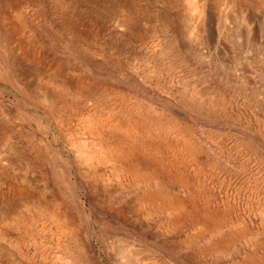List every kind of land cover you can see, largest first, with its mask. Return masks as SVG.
I'll list each match as a JSON object with an SVG mask.
<instances>
[{"label":"rangeland","instance_id":"1","mask_svg":"<svg viewBox=\"0 0 264 264\" xmlns=\"http://www.w3.org/2000/svg\"><path fill=\"white\" fill-rule=\"evenodd\" d=\"M0 200V264H264V0H0Z\"/></svg>","mask_w":264,"mask_h":264},{"label":"bare ground","instance_id":"2","mask_svg":"<svg viewBox=\"0 0 264 264\" xmlns=\"http://www.w3.org/2000/svg\"><path fill=\"white\" fill-rule=\"evenodd\" d=\"M89 1H90V0H89ZM134 1H135V0H134ZM198 1H200V0H198ZM203 1H204V0H203ZM119 2H121V1H119ZM132 2H133V0H132ZM129 3H130V2H129ZM101 4H102V3H101ZM115 4H116V3H115ZM124 4H125V5H128V6H124ZM93 5H94V4H93ZM202 5H203V4H202ZM202 5H201V6H202ZM98 6H99V5H98ZM116 6H117V5H116ZM128 7H129V4L124 3V2H121L120 7H119V8H121V9H124V8H125L126 11H127V13L124 12V13H125V18L123 17L124 19H123V21H122V23H121V25L124 26V27H126V26L129 25V21H132V20L134 19V15H135V11L132 9L133 7H132V8H128ZM97 8H98V7H97ZM119 8H118V9H119ZM94 9H95V8H94ZM121 9H120V10H121ZM124 13H123V14H124ZM26 32H27V31H26ZM15 43H16V42H15ZM12 45H13V44H12ZM17 45H20V44H17ZM10 46H11V45H10ZM12 47H13V46H12ZM15 47H16V46H15ZM22 47H23V46H22ZM16 48H18V46H17ZM19 48H21V47H19ZM13 50H14V49H13ZM22 50H23V49H22ZM26 50H27V49H26ZM11 51H12V50H11ZM18 51H19V50H18ZM18 51H17V52H18ZM8 53H9V52H8ZM10 53H11V52H10ZM15 54L17 55L18 53L15 52ZM20 54H21V53H20ZM18 55H19V54H18ZM22 55H23V54H22ZM24 55H25V54H24ZM28 55H29V54H28ZM25 56H26V55H25ZM16 57H18V56H16ZM22 57H23V56H22ZM27 57H28V56H27ZM13 58H15V57H13ZM24 58H25V57H24ZM30 59H31V58H30ZM11 60H12V59H11ZM22 61H23V60H22ZM24 61H25V60H24ZM28 63H29V62H28ZM20 65H22V64H20ZM20 65H19V66H20ZM29 65H30V64H29ZM29 65H28V66H29ZM44 65H46V64H44ZM34 66H35V65H34ZM16 67H17V65H16ZM22 67H23V66H21V69H23ZM36 67H37V66H36ZM36 67H35V68H36ZM31 68H32V67H29V69H31ZM15 69H17V68H15ZM29 69H28V70H29ZM33 69H34V68H33ZM26 70H27V68H26ZM26 70H25V71H26ZM28 70H27V71H28ZM54 70H55V69H54ZM35 71H36V70H35ZM59 71H60V70H59ZM23 72H24V69H23ZM23 72H22V74H23ZM25 73H26V72H24V75H25ZM19 74H21L20 71H19ZM22 74H21V75H22ZM36 74H38V73H36ZM36 74H35V75H36ZM26 75H27V74H26ZM57 75H58V74H57ZM34 77H36V76H34ZM20 78H21V77H20ZM22 78H23V77H22ZM42 78H43V77H42ZM84 78H85V77H84ZM60 79H61V78H60ZM18 80H19V79H18ZM47 81H49V80H47ZM86 81H88V80H86ZM25 83H26V82H25ZM53 84H54V83H53ZM56 84H57V83H56ZM59 84H60V83H59ZM34 85H35V84H34ZM54 85H55V84H54ZM61 86H62V85H61ZM90 86H91V85H90ZM40 87H41V86H40ZM99 87H100V86H99ZM99 87H98V90H99ZM30 88H31V86H30ZM92 88H93V87H92ZM113 88H114V87H113ZM28 89H29V88H28ZM93 89H94V88H93ZM67 90H68V89H67ZM80 90H81V89H80ZM96 90H97V89H96ZM110 90H111V89H110ZM59 91H60V90H59ZM91 91H92V89H91ZM101 91H102V90H101ZM42 92H43V91H42ZM44 92H45V89H44ZM65 92H66V91H65ZM103 92H105V91H103ZM123 92H124V91H123ZM69 93H70V92H69ZM72 93H74V92H72ZM86 93H87V92H86ZM93 93H94V92H93ZM96 93H97V92H96ZM106 93H107V92H106ZM106 93H105V95H106ZM203 93H204V92H203ZM42 94H43V93H42ZM46 94H47V93H46ZM46 94H45V95H46ZM48 94H49V93H48ZM52 94H53V93H52ZM70 94H71V93H70ZM75 94H76V93H75ZM77 94H78V93H77ZM102 94H103V93H102ZM107 94H108V93H107ZM120 94H121V93H120ZM99 95H101V94H99ZM105 95H104V96H105ZM122 95H125V94H122ZM204 95H205V94H204ZM47 96H48V95H47ZM53 96H54V95H53ZM59 96H60V95H59ZM68 96H69V95H68ZM107 96H108V95H107ZM125 96H126V95H125ZM205 96H206V95H205ZM213 96H214V95H213ZM71 97H72V96H71ZM74 97H75V95H74ZM84 97H85V96H84ZM99 97H100V96H99ZM128 97H129V96H128ZM43 98H44V95H43ZM57 98H58V97H57ZM76 98H77V97H76ZM79 98H80V97H79ZM113 98H114V97H113ZM116 98H119V97H116ZM123 98H126V97H123ZM210 98H211V97H210ZM53 99H54V98H53ZM70 99H71V98H70ZM83 99H84V98H83ZM204 99L207 100V98H203V100H204ZM54 100H56V99H54ZM77 100H78V99H77ZM91 100H92V99H91ZM119 100H120V99H119ZM124 100H125V99H124ZM136 100H137V99H136ZM48 101H49V100H48ZM50 101H51V99H50ZM70 101H71V100H70ZM74 101H75V99H74ZM99 101H100V100H99ZM112 101H113V100H112ZM112 101H111V102H112ZM127 101H128V100H127ZM55 102H56V101H55ZM109 102H110V100H109ZM115 102H116V101H115ZM118 102H119V101H118ZM121 102H122V101H121ZM135 102H136V101H135ZM142 102H143V101H142ZM95 103H96V102H95ZM112 103H113V102H112ZM124 103H125V102H124ZM124 103H123V104H124ZM133 103H134V102H133ZM145 103H146V102H145ZM213 103H214V102H213ZM114 104H115V103H114ZM73 105H74V104H73ZM103 105H104V104H103ZM112 105H113V104H112ZM120 105H121V104H120ZM132 105H133V104H132ZM136 105H137V104H136ZM141 105H142V104H141ZM51 106H52V105H51ZM53 106H54V105H53ZM58 106H59V105H58ZM81 106H82V105H81ZM94 106H95V105H94ZM94 106H93V107H94ZM107 106H108V105H107ZM114 106H115V105H114ZM125 106L127 107V105H125ZM74 107H75V106H74ZM79 107H80V106H79ZM91 107H92V106H91ZM97 107H98V106H97ZM109 107H110V105H109ZM52 108H53V107H52ZM95 108H96V107H95ZM142 108H143V107H142ZM71 109H72V108H71ZM71 109H70V110H71ZM110 109H111V108H110ZM113 109H114V108H113ZM115 109H117V108H115ZM121 109H122V108H121ZM134 109H135V108H134ZM147 109H149V107H148ZM150 109H151V108H150ZM56 110H57V109H56ZM64 110H65V109H64ZM92 110H93V109H92ZM119 110H120V109H119ZM130 110H131V108H130ZM130 110H129V111H130ZM142 110H143V109H141V111H142ZM78 111H79V110H78ZM97 111H98V110H97ZM104 111H105V110H104ZM115 111H116V110H115ZM121 111H122V110H121ZM136 111H138V110H136ZM146 111H147V110H146ZM149 111H150V110H149ZM63 112H65V111H63ZM113 112H114V111H113ZM124 112H125V111H124ZM127 112H128V111H127ZM127 112H126V113H127ZM143 112H144V111H143ZM143 112H141V113H143ZM164 112H165V111H164ZM61 113H62V112H61ZM72 113H73V112H72ZM76 113H77V112H76ZM85 113H86V111H85ZM95 113H96V112H95ZM104 113H106V112H104ZM138 113H139V112H138ZM141 113H140V114H141ZM99 114H100V113H99ZM112 114H113V113H112ZM115 114H116V113H115ZM120 114H121V113H120ZM146 114H148V113H146ZM55 115H56V114H55ZM60 115H61V114H60ZM81 115H82V114H81ZM113 115H114V114H113ZM113 115H112V116H113ZM61 116H62V115H61ZM90 116H91V115H90ZM93 116H95V115H93ZM93 116H92V118H94ZM106 116H108V115H106ZM121 116H122V115H120V117H121ZM127 116H128V115H127ZM130 116H131V115H130ZM132 116H133V115H132ZM140 116H141V115H140ZM148 116H150V114H149ZM168 116H169V115H168ZM103 117H104V116H103ZM135 117H136V116H135ZM137 117H138V115H137ZM62 118H63V117H62ZM100 118H101V117H100ZM109 118H110V117H109ZM116 118H118V117H116ZM128 118H129V117H128ZM139 118H140V117H139ZM97 119H98V117H97ZM114 119H115V118H114ZM141 119H142V118H141ZM117 120H118V119H117ZM125 120H126V119H125ZM91 121H92V120H91ZM103 121H104V120H103ZM105 121H106V118H105ZM110 121H111V120H110ZM122 121H123V120H122ZM85 122L87 123V121H85ZM98 122H99V121H98ZM146 122L148 123V120H147ZM154 122H155V121H154ZM88 123H89V122H88ZM99 123H100V122H99ZM109 123H110V122H109ZM109 123H108V124H109ZM90 124H91V123H90ZM115 124H116V123H115ZM185 124H186V123H185ZM84 125H85V124H84ZM118 125H119V124H118ZM120 125H121V124H120ZM135 125H136V124H135ZM144 125H145V124H144ZM178 125H179V124H178ZM183 125H184V124H183ZM108 126H109V125H108ZM128 126H129V124H128ZM185 126H186V125H185ZM187 126H188V125H187ZM100 127H101V124H100ZM117 127H118V126H117ZM117 127H116V129H117ZM132 127H134V126H132ZM135 127L137 128V126H135ZM142 127H145V126H142ZM84 128H85V127H84ZM93 128H94V127H93ZM96 128H97V127H96ZM112 128H114V126H113ZM112 128H111V129H112ZM124 128H125V127H124ZM178 128H181V126L178 127ZM184 128H186V127H184ZM86 129H87V128H86ZM3 130H4V129H3ZM104 130H105V129H104ZM117 130H118V129H117ZM127 130H128V127H127ZM133 130H134V129H133ZM136 130H137V129H136ZM139 130H140V128H139ZM141 130H142V129H141ZM141 130H140V131H141ZM186 130H187V129H186ZM95 131H96V130H95ZM97 131H98V130H97ZM99 131H100V130H99ZM107 131H108V130H107ZM115 131H116V130H115ZM115 131L113 130V131H110V132L114 133ZM7 132H8V131H7ZM121 132H122V131H121ZM127 132H129V131H127ZM133 132H135V131H133ZM145 132H147V131L145 130L144 133H145ZM191 132H192V131H191ZM18 133H19V132H18ZM20 133H21V132H20ZM86 133H88V132H86ZM94 133H95V132H94ZM130 133H132V132H130ZM184 133H185V132H184ZM3 134H4V133H3ZM95 134H96V133H95ZM104 134H105V133H104ZM125 134H126V133H125ZM127 134H128V133H127ZM146 134H147V133H146ZM179 134H180V133H179ZM99 135H100V133H99ZM99 135H98V136H99ZM105 135H106V134H105ZM133 135H134V134H133ZM148 135H149V134H148ZM148 135H147V136H148ZM175 135H176V134H175ZM187 135H188V133H187ZM1 136H2V135H1ZM95 136H96V135H95ZM141 136H142V135H141ZM182 136H184V135H182ZM10 137H11V136H10ZM89 137H90V136H89ZM127 137H128V136H127ZM127 137H126V138H127ZM145 137H146V136H145ZM153 137H154V136H153ZM157 137H158V135H157ZM193 137H194V136H193ZM104 138H105V137H104ZM117 138H118V136H117ZM117 138H115V139H117ZM120 138H122V137H120ZM129 138H130V137H129ZM139 138H140V137H139ZM151 138H152V136H151ZM160 138H161V137H160ZM160 138H159V139H160ZM183 138H184V137H183ZM93 139H94V138H93ZM99 139H100V138H99ZM142 139H143V137H142ZM148 139H149V137H148ZM152 139H153V138H152ZM125 140H126V139H125ZM192 140H193V139H192ZM40 141H41V140H40ZM103 141H105V140H103ZM107 141H108V140H107ZM120 141H121V140H120ZM84 142H85V141H84ZM86 143H87V142H86ZM192 143H193V142H192ZM95 144H96V142H95ZM184 144H185V143H184ZM187 144H188V143H187ZM92 146H93V145H92ZM182 146H183V145H182ZM194 146H195V145H194ZM12 147H13V146H12ZM84 147H85V146H84ZM95 147H96V146H95ZM112 147H114V146H112L111 144H107L106 147L103 146V147H101V148L99 147V148L101 149V152L104 153V152L107 151V150H110V151H111V148H112ZM117 147L119 148V146H117ZM80 148H81V147H80ZM118 148H115V149H117V152H116V153L114 152V153H115L116 157H119V158H120V157H122V156L125 155V151L120 150V149H118ZM179 148H180V147H179ZM188 149H189V148H188ZM188 149H187V150H188ZM197 149H198V148H197ZM93 150H94V149H93ZM180 150H181V149H180ZM192 150H193V149H192ZM203 150H204V149H203ZM198 151H199V150H198ZM101 152L98 153V154L101 155ZM185 152H186V151H185ZM85 153H86V152H85ZM105 153H106V152H105ZM181 153H182V152H181ZM197 153H198V152H197ZM92 154H93V153H92ZM96 154H97V153H96ZM96 154H95V155H96ZM108 154H109V153H108ZM87 155H88V154H87ZM103 157H104V156H103ZM92 159H93V158H92ZM207 159H209V158H207ZM105 160H106V159H105ZM115 160H117V159H115ZM91 161H92V160H91ZM93 161H94V160H93ZM99 161H100V160H99ZM99 161H98V162H99ZM106 161H108V160H106ZM94 162H95V161H94ZM98 162H97V163H98ZM102 162H103V161H102ZM109 162H110V161H109ZM109 162H108V163H109ZM114 162H115V161H114ZM27 163H28V162H27ZM97 163H95V164H97ZM100 163H101V162H100ZM105 163H106V162H105ZM101 164H102V163H101ZM110 164H112V163H110ZM103 165H104V164H103ZM114 165H116V164L114 163ZM117 165H118V164H117ZM116 167H117V166H116ZM121 168H122V166H121ZM119 169H120V168H119ZM119 169H118V170H119ZM112 171H113V170H112ZM119 171H122V170H119ZM115 173H116V171H115ZM123 174H124V173H123ZM128 175H129V174H128ZM106 176H107V175H106ZM123 176H124V175H123ZM119 177H120V176H119ZM126 178H127V177H126ZM130 178H131V177H130ZM152 178H153V177H152ZM131 182H132V180H131ZM153 182H154V181H153ZM158 182H159V181H158ZM21 183H23V182H21ZM135 184H136V183H135ZM138 184H141V183L139 182ZM163 184H164V183H163ZM142 185H143V184H142ZM149 186H150V185H149ZM164 186H165V185H164ZM151 187H152V184H151ZM166 187H167V186H166ZM159 188H160V187H159ZM167 190H168V189H167ZM147 191H148V190H147ZM168 192H169V191H168ZM155 193H156V192H155ZM162 194H163V193H162ZM165 194H166V192H165ZM41 197H42V196H41ZM2 198H3V197H2ZM5 200H6V199H5ZM52 200H53V199H52ZM0 201H1V200H0ZM8 202H9V201H8ZM8 202H7V204H8ZM60 202H61V201H59L58 204H60ZM49 203H50V202H49ZM51 204H53V203H51ZM144 204H145V202H144ZM54 205H55V204H54ZM141 205H142V204H141ZM150 206H151V205H150ZM23 207H24V206H23ZM23 207H22V210L24 209ZM39 207H40V206H39ZM39 207H38V208H39ZM60 207H61V206H60ZM141 207H142V206H141ZM144 207H145V206H144ZM5 208H6V207H5ZM150 208H152V207H150ZM0 209H1V208H0ZM6 209H7V208H6ZM26 209H27V208H26ZM32 209H33V208H32ZM9 210H10V209H9ZM35 210H36V208H35ZM147 210H148V209H147ZM152 210H153V209H152ZM3 211H4V210H3ZM18 211H19V210H18ZM42 211H44V210H42ZM45 211H47V210H45ZM153 211H154V210H153ZM162 211H163V210H162ZM5 212H6V211H5ZM26 212H27V211H26ZM38 212H40V211H38ZM147 212H148V211H147ZM9 213H10V211H9ZM42 213H43V212H42ZM42 213H41V214H42ZM44 213H45V212H44ZM170 213H171V212H170ZM7 214H8V213H7ZM37 214H38V213H37ZM147 214H148V213H147ZM0 215H1V214H0ZM13 215H14V214H13ZM23 215H24V214H23ZM42 215H44V214H42ZM40 216H41V215H40ZM20 217H21V216H20ZM37 217H38V216H37ZM4 218H5V217H4ZM14 218H15V217H14ZM56 218H57V217H56ZM64 218H65V217H64ZM0 219H1V218H0ZM8 219H9V216H8ZM22 219H23V217H22ZM34 219H35V218H34ZM51 219H52V218H51ZM15 220H16V219H15ZM18 220H19V219H18ZM29 220H30V219H29ZM59 220H61V219L59 218ZM65 220H66V219H65ZM13 221H14V220H13ZM13 221H12V222H13ZM16 221H17V220H16ZM16 221H15V222H16ZM20 221H21V220H20ZM43 221H44V220H43ZM48 221H49V220H48ZM53 221H54V220H53ZM61 221H62V220H61ZM219 221H220V220H219ZM3 222H4V221H3ZM22 222H23V221H22ZM39 222H41V221H39ZM57 222H59V221H57ZM67 222H68V221H67ZM71 222H72V221H71ZM235 222H236V221H235ZM5 223H6V222H5ZM29 223H30V222H29ZM61 223H62V222H60V224H61ZM232 223H234V222H232ZM241 223H242V222H241ZM10 224H11V223H10ZM15 224H16V223H15ZM23 224H24V223H23ZM30 224H32V223H30ZM42 224H43V223H42ZM45 224H46V223H45ZM47 224H48V223H47ZM52 224H54V223L52 222ZM222 224H224V223H222ZM2 225H3V224H2ZM4 225H5V224H4ZM16 225H17V224H16ZM20 225H21V224H20ZM33 225H34V224H33ZM67 225H68V224H67ZM228 225H229V224H228ZM8 226H9V225H8ZM10 226H11V225H10ZM12 226H13V225H12ZM29 226H30V225H29ZM42 226H44V225H42ZM52 226H53V225H52ZM52 226H51V227H52ZM58 226H59V225H58ZM198 226H199V225H198ZM239 226H240V225H239ZM31 227H34V226H31ZM35 227H36V226H35ZM49 227H50V226H49ZM60 227H61V226H60ZM67 227H68V226H67ZM172 227H173V226H172ZM201 227H202V226H201ZM221 227H222V226H221ZM244 227H247V226H244ZM1 228H2V227H1ZM36 228H37V227H36ZM43 228L45 229V227H43ZM43 228H42V229H43ZM72 228H73V227H72ZM196 228H197V227H196ZM235 228H236V227H235ZM6 229H7V227H6ZM11 229H12V228H11ZM14 229H15V228H14ZM37 229H38V228H37ZM46 229H47V228H46ZM46 229H45V230H46ZM50 229H51V228H50ZM66 229H67V228H66ZM201 229H202V228H201ZM217 229H218V228H217ZM226 229H227V228H226ZM247 229H248V227H247ZM1 230H2V229H1ZM7 230H8V229H7ZM21 230H22V229H21ZM222 230H223V229H222ZM229 230H230V229H229ZM249 230H250V228H249ZM254 230H255V229H254ZM15 231H16V230H15ZM25 231H26V230H25ZM25 231L23 230V232H25ZM61 231H62V230H61ZM198 231H199V230H198ZM250 231H251V230H250ZM17 232H19V231H17ZM57 232H58V231H57ZM63 232H65V231H63ZM211 232H212V231H211ZM213 232H214V231H213ZM215 232H216V231H215ZM215 232H214V233H215ZM226 232H228V231H226ZM252 232H255V231H252ZM25 233H26V232H25ZM58 233H60V232H58ZM204 233H205V232H204ZM224 233H225V232H224ZM260 233H262V232L260 231ZM0 234H1V232H0ZM32 234H33V233H32ZM37 234H38V233H37ZM210 234H211V233H210ZM222 234H223V233H222ZM222 234H221V235H222ZM250 234H251V233H250ZM20 235H21V234H20ZM26 235H27V234H26ZM41 235H42V234H41ZM41 235H40V236H41ZM198 235H199V234H198ZM198 235H197V236H198ZM200 235H201V234H200ZM208 235H209V234H208ZM2 236H4V235H2ZM16 236H17V235H16ZM22 236H23V235H22ZM31 236H32V235H31ZM40 236H39V237H40ZM57 236H58V235H57ZM203 236H205V235H203ZM245 236H246V235H245ZM249 236H250V235H249ZM255 236H256V235H255ZM255 236H254V237H255ZM257 236H258V235H257ZM257 236H256V237H257ZM28 237H29V236H28ZM37 237H38V236H37ZM37 237H36V238H37ZM205 237H207V236H205ZM211 237H212V236H211ZM219 237H220V236H219ZM246 237H247V236H246ZM52 238H53V237H52ZM64 238L66 239L67 237L64 236ZM72 238H73V237H72ZM74 238H75V237H74ZM121 238H122V237H121ZM212 238H213V237H212ZM216 238H218V237H216ZM225 238H226V237H225ZM244 238H245V237H244ZM20 239H21V238H20ZM27 239H28V238H27ZM30 239H31V238H30ZM33 239H34V238H33ZM62 239H63V238H62ZM123 239H124V238H123ZM245 239H247V238H245ZM255 239H256V238H255ZM260 239H261V237H260ZM9 240H10V239H9ZM17 240H18V239H17ZM31 240H32V239H31ZM39 240H40V239H39ZM67 240H68V239H67ZM79 240H80V238H79ZM242 240H243V239H242ZM250 240H252V239H250ZM257 240H258V239H257ZM14 241H15V240H14ZM60 241H61V240H60ZM118 241H119V240H118ZM122 241H123V240H122ZM240 241H241V240H240ZM244 241H245V240H244ZM255 241H256V240H255ZM261 241H262V240H261ZM261 241H260V242H261ZM17 242H18V241H17ZM42 242H43V241H42ZM55 242H56V241H55ZM65 242H67V241H65ZM65 242H64V244H66ZM89 242H90V241H89ZM129 242H130V241H129ZM211 242H212V241H211ZM252 242H253V241H252ZM33 243H34V242H33ZM261 243H262V242H261ZM42 244H43V243H42ZM79 244H80V243H79ZM119 244H120V243H119ZM234 244H235V243H234ZM16 245H17V244H16ZM16 245H14V246H16ZM20 245H21V244H20ZM34 245H35V243H34ZM127 245H128V244H127ZM237 245H238V244H237ZM21 246H22V245H21ZM63 246H64V245H63ZM65 246H67V245H65ZM18 247H19V246H18ZM128 247H129V246H128ZM235 247H236V246H235ZM235 247H233V248H235ZM250 247H251V245H250ZM252 247H253V246H252ZM137 248H138V247H137ZM142 248H143V247H142ZM59 249H60V248H59ZM64 249H65V248H64ZM230 249H231V248H230ZM230 249H229V250H230ZM248 249H249V248H248ZM253 249H254V248H253ZM20 250H21V249H20ZM60 250H61V249H60ZM69 250H70V249H69ZM147 250H148V249H147ZM223 250H224V249H223ZM21 251H22V250H21ZM30 251H31V250H30ZM61 251H62V250H61ZM67 251H68V250H67ZM72 251H73V250H72ZM79 251H80V250H79ZM124 251H125V250H124ZM248 251H249V250H248ZM260 251H261V250H260ZM18 252H19V251H18ZM28 252H29V251H28ZM84 252H85V251H84ZM146 252H147V251H146ZM214 252H215V251H214ZM216 252H217V251H216ZM218 252H220V251H218ZM20 253H21V252H20ZM24 253H25V252H24ZM77 253H78V251H77ZM143 253H145V252H143ZM243 253H244V252H243ZM43 254H44V253H43ZM84 254H85V253H84ZM86 254H87V253H86ZM141 254H142L141 252H139V251L136 252L134 249L131 250V251H129L128 254H127V255H128L129 263H130V264H148V263L143 262V260H144V256H143L142 258H140V255H141ZM152 254H153V253H152ZM47 255H48V254H47ZM74 255H75V254H74ZM87 255H88V254H87ZM93 255H94V254H93ZM144 255H145V254H144ZM158 255H160V254H158ZM162 255H163V254H162ZM162 255H161V256H162ZM27 256H28V255H27ZM62 256H63V255H62ZM70 256H71V255H70ZM76 256H77V255H76ZM151 256H152V255H151ZM124 257H125V256H124ZM153 257H154V256H153ZM158 257H159V256H158ZM165 257H166V256H165ZM234 257H235V256H234ZM236 257H237V256H236ZM240 257H241V256H240ZM79 258H80V257H79ZM163 258H164V256H163ZM168 258H169V257H168ZM29 259H30V258H29ZM46 259H47V258H46ZM261 259H262V258H261ZM51 260H53V259H51ZM57 260H58V259H57ZM70 260H71V259H70ZM79 260H80V259H79ZM83 260H84V259H83ZM128 260H127V261H128ZM146 260H147V259H146ZM234 260H235V258H234ZM259 260H260V259H259ZM76 261H77V260H76ZM80 261H81V260H80ZM90 261H91V260H90ZM165 261H166V260H165ZM231 261H232V260H231ZM247 261H248V260H247ZM256 261H258V260H256ZM18 262H19V261H18ZM55 262H56V261H55ZM69 262L71 263V261H69ZM93 262H94V261H93ZM93 262H92V263H93ZM156 262H157V261H156ZM167 262H168V261H167ZM232 262H233V261H232ZM236 262H237V261H236ZM239 262H240V261H238V263H239ZM262 262H264V260H262ZM6 263H7V262H6ZM10 263H11V262H10ZM48 263H49V262H48ZM60 263H61V262H60ZM66 263H67V262H66ZM66 263H65V264H66ZM129 263H128V264H129ZM151 263H152V262H151ZM248 263H249V262H248ZM248 263H247V264H248ZM30 264H31V263H30ZM44 264H45V261H44ZM80 264H82V263H80ZM93 264H94V263H93ZM149 264H150V263H149ZM152 264H167V263H165V262L163 261V262L152 263ZM262 264H263V263H262Z\"/></svg>","mask_w":264,"mask_h":264}]
</instances>
